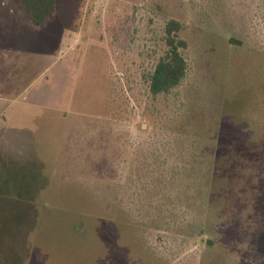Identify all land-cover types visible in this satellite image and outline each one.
Wrapping results in <instances>:
<instances>
[{"label":"rangeland","instance_id":"1","mask_svg":"<svg viewBox=\"0 0 264 264\" xmlns=\"http://www.w3.org/2000/svg\"><path fill=\"white\" fill-rule=\"evenodd\" d=\"M56 3L0 0V264H263L264 0Z\"/></svg>","mask_w":264,"mask_h":264},{"label":"trees","instance_id":"2","mask_svg":"<svg viewBox=\"0 0 264 264\" xmlns=\"http://www.w3.org/2000/svg\"><path fill=\"white\" fill-rule=\"evenodd\" d=\"M19 10L31 25L39 27L55 11L56 0H16ZM179 22L169 20L165 25L166 51L156 63L150 76L149 90L153 95L168 93L186 74L187 63L181 53L186 41L177 35ZM264 264V263H263Z\"/></svg>","mask_w":264,"mask_h":264}]
</instances>
